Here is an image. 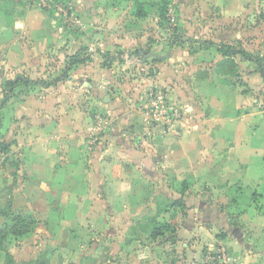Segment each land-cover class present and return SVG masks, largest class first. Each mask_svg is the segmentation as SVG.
I'll use <instances>...</instances> for the list:
<instances>
[{
  "label": "rangeland",
  "instance_id": "374dc122",
  "mask_svg": "<svg viewBox=\"0 0 264 264\" xmlns=\"http://www.w3.org/2000/svg\"><path fill=\"white\" fill-rule=\"evenodd\" d=\"M38 2L41 0H0V227L9 223L4 212H9L7 205L11 208L14 199L12 182L16 178L12 172L18 164V157L12 152L16 144L13 139L17 137L15 106L31 89L41 91L39 87L55 80L67 86H81V81H89L97 97L93 104L84 107L90 126L89 152L107 149L106 156L115 158L114 149L120 150L117 137L145 149V141L153 129L150 124L155 128L160 123L153 129L158 138L176 137L180 130L177 120L184 119L192 125L215 116L218 119L220 113L233 116L240 99L237 91L244 87L240 74L222 78L219 71L229 69L220 66L224 60H219L215 49L207 44L223 43L212 33L216 20L224 17L214 15L218 0H53L48 10L32 6ZM164 3L167 8L162 19L159 13ZM30 10L44 21L48 31L45 36H49L50 42L60 40L61 46L46 47L42 41L44 35L33 32L34 36L26 27L21 29L20 24ZM138 12L142 17H138ZM73 55L83 61L72 65ZM235 58L239 73L244 66L241 59ZM261 66L264 70V64ZM19 77L29 83L12 86L11 82ZM225 79H230L237 90L217 88L214 92L219 99H215L208 88L223 84ZM249 94L252 112L264 111V94ZM162 104L170 108L167 117L172 125L166 134L161 132L165 121L161 119ZM154 113L157 120L152 118ZM228 121L219 130L238 142L235 153L245 154L249 169L259 167L264 160L261 116L253 115L245 123L241 121L236 131ZM114 129L118 131L116 138L112 135ZM188 130L199 131L193 127ZM171 137L168 138L172 140ZM162 145H154V155L161 156L172 148ZM7 146L9 154L3 160L2 148ZM252 151H262L263 155L251 157ZM118 153L126 157L121 151ZM123 159L117 163L126 166L124 178L129 185L121 197L132 199V204L122 206V210L134 214L131 218L127 214L131 221L126 220L124 212L118 216L114 225L119 229V237L115 241L112 237H102L94 221L78 219L79 222L54 228L58 223L55 216L49 228L47 221L41 219L40 210L44 207H39L40 216L33 211L35 220L28 233L5 239L0 264H130V259L135 264H212L206 261L208 243L213 241V234L221 235L224 230L223 220L215 221V213L220 210L224 215L227 208L222 203L199 210V200L207 202L210 195L206 187L198 197L200 192L193 186L192 173L198 165L195 158L187 160L181 172L172 171L169 164L164 167L170 172H165L158 162L147 166L140 160ZM92 167L88 169L94 172ZM152 169L158 174L151 175ZM245 194L248 200L250 192ZM179 203L184 206L180 207ZM208 209L212 212L211 219L206 216ZM64 218L67 221L72 216L68 213ZM164 224H170L171 229L151 238L153 228ZM206 224L209 232L205 230ZM196 251L198 259H189Z\"/></svg>",
  "mask_w": 264,
  "mask_h": 264
},
{
  "label": "crops",
  "instance_id": "0c3cea01",
  "mask_svg": "<svg viewBox=\"0 0 264 264\" xmlns=\"http://www.w3.org/2000/svg\"><path fill=\"white\" fill-rule=\"evenodd\" d=\"M51 3L53 0H41L32 6L48 10ZM217 3L214 4V15L222 14L224 17L216 20L212 33L219 40H223L224 44L239 46L238 48L252 54V60L236 55L238 59H241L244 67L241 72L236 71L235 75H241L244 87L237 91L241 100L236 102L233 116L219 112L218 119L215 116L208 121L199 120L192 125L187 124L184 119L177 120L175 122L180 130L176 137L163 135L164 137L158 138L153 129L159 127L160 123L155 128L150 124L153 129L145 141L146 148L142 150L136 148L127 139L118 138V131L115 129L112 135L117 137L116 145L120 148L118 151H121V154L140 160L147 166L158 162L163 167L169 164L168 167L172 171L181 172L180 170L186 168L187 160L195 158V164L198 165L192 173V176H195L193 186L200 192L198 197L202 195L206 187L210 195V200L207 202L204 199L199 200V210L222 205V203L227 208L224 215L220 210L215 213V221L223 220L221 227L223 226L224 230L221 231L223 232L221 235L213 234V241L208 243L209 249L219 247L227 259V264H264V160L259 167L249 169L245 154L235 153L238 142L229 139L226 133L219 130L229 120L236 131L241 121L245 123L253 115L261 116L264 125V111L252 112L249 108V93L260 96L264 94V70L261 66L264 64V0H218ZM40 15L44 17L43 14ZM51 23L54 24L55 20ZM20 27L21 29L26 27L32 35H34L33 32L36 35H44L42 41L45 42L46 47L54 45L59 47L62 44L57 39L52 40L53 43L50 42L49 36H45L48 31L44 21L39 19L33 10L27 12ZM207 44L216 51L213 45L220 43ZM216 55L219 56V60L224 59L217 51ZM235 57L234 60H236ZM254 59H258L260 64L255 63ZM215 73L217 74L218 71L215 70ZM219 74L222 78L234 75L229 70H221ZM224 82L208 88L209 94H214L215 99L218 98L217 92H214L217 88L237 90L230 79H225ZM39 89L41 91L38 92L36 91L38 89H31L29 95L15 106L17 137L13 139V141L16 140V144L12 152L14 151L15 156L18 157V164L16 163L17 167L12 172L16 178L12 182L15 184L12 192L13 203L11 208L7 205L9 224L12 222L10 213L15 211V213L30 216L34 223L33 211L37 214L40 210L38 208L44 207L40 210L41 219L51 225V219L54 220L56 216L58 223L54 228L67 222H79L78 219L88 223L94 221L100 228L102 237H112L115 241L119 237V229L114 225L118 216L124 212L126 220L131 221L130 218L134 213L130 210H122V206L127 207L132 204V199L121 197L122 191L127 189L129 182H125L124 178L127 172L126 166L123 167L118 163L126 157L121 156L115 149L113 155L116 159L106 156L109 152L107 149L98 148L95 152H89L87 143L90 141L87 136L90 126L84 107L90 106L97 100L96 93L91 90L89 81L85 80L81 81V86L78 84L67 86L55 80L50 85L39 87ZM69 96L72 98L70 102ZM78 106L83 109L81 110ZM161 119L164 118L161 117ZM163 122L161 132L166 134L171 130L172 124L166 120ZM254 126L257 127L258 123H254ZM191 127L199 131L188 130ZM156 143L158 146L163 143L162 148H172L165 151V154L156 156L152 152ZM9 148L7 146V150L2 151L3 160L7 158ZM130 148L139 154L129 153ZM250 154L251 157H257V154L263 155L262 151H252ZM117 160H119L118 163ZM88 166H93L94 172L90 171ZM168 170L164 167L165 172H170ZM261 170L262 173H260ZM157 172L152 169L150 174L156 175ZM246 191L250 192L248 200L245 198ZM193 211L198 212L196 208ZM210 212L206 216L211 219L212 212ZM68 213L72 218L66 221L64 217ZM4 215L7 214L4 212ZM37 216L40 215L37 214ZM107 223L109 225H105ZM105 226L106 229H104ZM207 227L206 224L205 230L209 232ZM8 236L20 235L9 234ZM118 251L122 252L120 246ZM208 254L211 255L213 252ZM188 258L197 260L198 252L189 255ZM206 261L220 264L212 256H207ZM129 263L135 264L132 259Z\"/></svg>",
  "mask_w": 264,
  "mask_h": 264
},
{
  "label": "trees",
  "instance_id": "16d2710c",
  "mask_svg": "<svg viewBox=\"0 0 264 264\" xmlns=\"http://www.w3.org/2000/svg\"><path fill=\"white\" fill-rule=\"evenodd\" d=\"M166 8L167 6L164 3L159 13V17L162 19L165 18ZM138 17H142L141 12H138ZM213 46L216 48V51L224 57V61L221 60L222 62L220 63V66L226 65L232 74L236 73L237 64L233 59L236 55H240L242 58L252 60V54L236 46L224 43L216 44ZM82 61V58H77L75 57V55H73L71 64H76ZM254 61L258 65L260 64L258 59H254ZM11 83V85L14 86L18 83L27 84L29 83V81L23 79L22 77H19L16 80H13ZM5 150H7V147L2 148V151ZM179 206L183 207L184 205L179 203ZM6 214H9V212H6ZM10 216L12 222L10 224L5 223L0 227V251L5 250L3 243L9 234H13L15 236L25 234L31 229V226L33 224V220L28 215L13 212L10 213ZM162 227H154L151 232V238H156L157 236L163 234L165 230H170L172 226L170 224H164ZM6 254H8V252H6Z\"/></svg>",
  "mask_w": 264,
  "mask_h": 264
},
{
  "label": "built area",
  "instance_id": "2783aa9c",
  "mask_svg": "<svg viewBox=\"0 0 264 264\" xmlns=\"http://www.w3.org/2000/svg\"><path fill=\"white\" fill-rule=\"evenodd\" d=\"M153 104H155V103H153ZM169 112H170V108L167 107L165 104H162L161 113L164 114V117H162V118H164L166 120V122H170V120H169L170 118L167 117ZM153 116H152V118H155V120L158 119V117L156 116L155 113L153 114ZM209 252H213V254H211V255L208 254V256H212V258L214 260H217L220 264H227V259H226L225 255L221 249L216 250L215 248H211V249H209Z\"/></svg>",
  "mask_w": 264,
  "mask_h": 264
},
{
  "label": "water",
  "instance_id": "95a60500",
  "mask_svg": "<svg viewBox=\"0 0 264 264\" xmlns=\"http://www.w3.org/2000/svg\"><path fill=\"white\" fill-rule=\"evenodd\" d=\"M128 152L132 153V154H135V155L139 154V152L135 151L133 148L128 149ZM154 160H155V158H154Z\"/></svg>",
  "mask_w": 264,
  "mask_h": 264
}]
</instances>
